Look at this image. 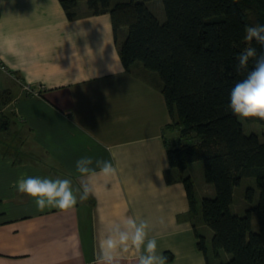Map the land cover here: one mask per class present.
Returning <instances> with one entry per match:
<instances>
[{
	"label": "crops",
	"instance_id": "crops-1",
	"mask_svg": "<svg viewBox=\"0 0 264 264\" xmlns=\"http://www.w3.org/2000/svg\"><path fill=\"white\" fill-rule=\"evenodd\" d=\"M78 9L71 20L60 0H0V58L15 73H0L11 95L0 120V264H94L101 234L126 216L149 221L166 264L229 260L210 250L214 232L190 212L170 165L168 145L179 132L169 133L160 76L139 63L127 71L110 14L92 15L84 2ZM26 83L45 88L34 96ZM84 156L113 160L118 176L95 178V196L74 212H40L14 187L32 176L71 179L75 191L76 161ZM200 193L214 196L215 189L204 181Z\"/></svg>",
	"mask_w": 264,
	"mask_h": 264
},
{
	"label": "trees",
	"instance_id": "trees-1",
	"mask_svg": "<svg viewBox=\"0 0 264 264\" xmlns=\"http://www.w3.org/2000/svg\"><path fill=\"white\" fill-rule=\"evenodd\" d=\"M152 1L60 0L71 20L83 2L92 15L110 14L127 71L141 63L160 76L173 120L168 127L179 131L177 143L168 145L169 162L185 185L193 216L199 214L198 200L187 169L204 163L205 181L215 194L203 198L199 215L214 232L215 255L223 250L231 256L221 264H264V141L247 134L229 107L231 89L247 74L237 72L236 55L245 47L264 53L255 41L244 40L246 26H264V0H163V22L149 7ZM10 100L9 90L0 86L1 109ZM5 116L1 110V122ZM245 178L256 180L260 197L241 215L232 205L235 187ZM254 196L250 188L247 199L252 202ZM197 234L199 248L207 253L205 237Z\"/></svg>",
	"mask_w": 264,
	"mask_h": 264
},
{
	"label": "clouds",
	"instance_id": "clouds-1",
	"mask_svg": "<svg viewBox=\"0 0 264 264\" xmlns=\"http://www.w3.org/2000/svg\"><path fill=\"white\" fill-rule=\"evenodd\" d=\"M244 40L255 41L264 47V26H246ZM236 61L237 72L247 74L231 89L229 107L238 118L264 120V53L257 54L255 47H245L236 55ZM75 167L80 181L75 191L71 179L32 176L22 177L14 187L19 193L32 198L40 212L56 209L67 213L74 212L79 203L95 196V178L111 181L118 176V167L113 160L94 161L84 156L76 161ZM158 176L163 182L164 178ZM160 223L163 224V219ZM151 230L148 220L135 216H126L118 222H112L98 240L94 264H121L129 257L134 258L135 264H166L167 258L159 250L157 238L149 235Z\"/></svg>",
	"mask_w": 264,
	"mask_h": 264
},
{
	"label": "rangeland",
	"instance_id": "rangeland-1",
	"mask_svg": "<svg viewBox=\"0 0 264 264\" xmlns=\"http://www.w3.org/2000/svg\"><path fill=\"white\" fill-rule=\"evenodd\" d=\"M116 1L118 0H113V2H116ZM148 5L162 22L166 19L163 0L152 1V2H149ZM0 113H1V107H0ZM240 120L244 124L245 132L247 134L255 133L260 137L262 141H264V125L263 124H260L258 122H253L250 119L240 118ZM169 130H170L169 133L171 134L173 129H169ZM194 140L196 141L197 139H194ZM188 174L192 175L194 185L197 188L198 210H199V214L201 215V202H202L203 196H202V193H200V187H201V183L205 181L204 163L202 161H198L195 164L191 165L188 170ZM250 188L255 189V196L252 202L247 199V192ZM259 197H260V191L258 189L256 180L254 178L243 179L241 185L235 187L234 203L232 205V211L234 213L245 215L246 210L248 208L252 206H256L258 204ZM253 220H254V231H258L259 224H258V218H257L256 213H254L253 215ZM210 250L212 251V246L210 247ZM211 259L214 260L213 254L211 256Z\"/></svg>",
	"mask_w": 264,
	"mask_h": 264
},
{
	"label": "built area",
	"instance_id": "built-area-1",
	"mask_svg": "<svg viewBox=\"0 0 264 264\" xmlns=\"http://www.w3.org/2000/svg\"><path fill=\"white\" fill-rule=\"evenodd\" d=\"M0 73H8L15 76V73L9 68V66L5 63V61L2 60V58H0ZM17 80L20 81L19 79ZM23 85L34 96H40L42 89L45 88L44 85L40 86L39 89L33 88L32 85L28 83Z\"/></svg>",
	"mask_w": 264,
	"mask_h": 264
}]
</instances>
